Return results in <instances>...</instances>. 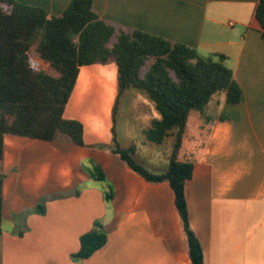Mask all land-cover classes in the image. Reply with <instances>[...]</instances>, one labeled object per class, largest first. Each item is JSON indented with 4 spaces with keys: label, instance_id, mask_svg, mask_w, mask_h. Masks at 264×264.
I'll list each match as a JSON object with an SVG mask.
<instances>
[{
    "label": "crops",
    "instance_id": "obj_1",
    "mask_svg": "<svg viewBox=\"0 0 264 264\" xmlns=\"http://www.w3.org/2000/svg\"><path fill=\"white\" fill-rule=\"evenodd\" d=\"M15 1L42 8L51 18L61 16L72 0ZM92 1L95 15L115 27L184 45L201 56L226 57L240 100L229 103L222 93L202 113L191 112L188 120L192 113L203 120L199 129L210 122L206 138L191 157L184 150V132L178 153V160L193 163L192 177L184 184L189 225L204 264H264V38L255 18L259 0ZM32 61L37 69L50 70L43 61ZM137 94L146 99L141 90L128 89L118 105ZM116 97L115 63L79 67L63 117L82 124L83 147L62 135L51 142L4 137L0 264H192L168 182H146L113 152L115 135L120 148L134 147L133 156L143 157L151 168L156 166L153 158L162 157L165 173L173 137L160 145L146 141L143 131L159 119L153 104L144 106L145 125H126L116 133ZM121 110L126 114L127 106ZM24 152L37 155L36 171L5 174L6 168L20 167ZM91 163L101 169L103 182L88 174ZM108 190L111 200L105 199ZM95 223L102 226L106 244L89 258H74L80 237Z\"/></svg>",
    "mask_w": 264,
    "mask_h": 264
},
{
    "label": "trees",
    "instance_id": "obj_2",
    "mask_svg": "<svg viewBox=\"0 0 264 264\" xmlns=\"http://www.w3.org/2000/svg\"><path fill=\"white\" fill-rule=\"evenodd\" d=\"M255 18L264 32V0H259ZM38 39V43L35 41ZM32 59L48 64L37 69ZM222 54L199 55L194 49L140 32L126 31L99 19L92 0H72L61 16L47 18L39 7L0 0V232L2 228V161L6 135L45 142L58 135L83 147V127L63 117L73 91L78 69L92 64L115 63L117 97L128 89L141 90L159 119L143 131L150 144H163L173 137L167 171L152 174L132 158L135 148H120L113 135V152L148 183L168 182L192 264H204L200 244L188 219L184 184L192 177L193 163L178 160L185 127L191 112L202 113L215 95L237 103L240 89L225 65ZM88 174L103 182L94 163ZM105 199L111 200L110 190ZM107 236L99 223L79 239L74 258L86 259L101 249Z\"/></svg>",
    "mask_w": 264,
    "mask_h": 264
},
{
    "label": "rangeland",
    "instance_id": "obj_3",
    "mask_svg": "<svg viewBox=\"0 0 264 264\" xmlns=\"http://www.w3.org/2000/svg\"><path fill=\"white\" fill-rule=\"evenodd\" d=\"M38 39H39V36H38L37 40L35 41V44L38 43ZM32 63H34V62L32 61ZM151 104H152L151 102L147 101L146 99H144L142 97V95H139V94H137L136 96L132 95L131 98L125 97L123 100L121 99L120 104L118 105L119 107H118L116 114H115L116 133L119 134L120 131H122V127H124L126 125L128 127H130L129 125L136 124L137 122H140L139 124H141V125H145L144 119L146 120V117H145L146 112H144V106L145 105H151ZM122 105L127 106L126 114L122 113V110H121ZM198 116H199V113H192V115L190 116V118L186 124V128H185L184 150H185L186 154H188V152L191 153V157H195L196 154L198 153V151L200 150V148H201V146H202V144L206 138V132H207L208 126L210 125L209 124L210 122L208 121V123H206L208 125L205 124L206 126L204 129H202V130L199 129L198 123L201 122L202 125L204 123H203V120H201V119H200L201 121H199ZM128 141H130V140H128ZM132 158L136 163H138L140 165H144V167H145L144 169H147L148 171L153 169L152 171H154V172H150L152 174L164 173V171L166 169V165H164V163L161 160L162 157H160V161L157 160L158 157L153 158V159H156L155 161H153V163L156 165V166H153L154 168H151V166H149V164L141 156L140 157L139 156H136V157L133 156ZM36 159H37V155L34 154L33 152H30V153L24 152L22 154L20 153L19 154V160H18L19 161L18 165L20 167L16 168L17 165H16V167H14V165H13L10 168H6L4 170V172L7 175H11V172H18L17 171L18 169H20V172H35L36 171L35 162L37 161ZM2 172H3V170H2Z\"/></svg>",
    "mask_w": 264,
    "mask_h": 264
},
{
    "label": "built area",
    "instance_id": "obj_4",
    "mask_svg": "<svg viewBox=\"0 0 264 264\" xmlns=\"http://www.w3.org/2000/svg\"><path fill=\"white\" fill-rule=\"evenodd\" d=\"M263 38H264V32H263Z\"/></svg>",
    "mask_w": 264,
    "mask_h": 264
}]
</instances>
